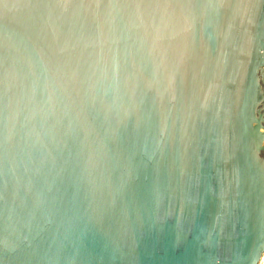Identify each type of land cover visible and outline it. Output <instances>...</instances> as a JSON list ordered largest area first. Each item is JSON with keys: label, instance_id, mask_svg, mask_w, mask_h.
<instances>
[{"label": "water", "instance_id": "obj_1", "mask_svg": "<svg viewBox=\"0 0 264 264\" xmlns=\"http://www.w3.org/2000/svg\"><path fill=\"white\" fill-rule=\"evenodd\" d=\"M264 0H0V264H257Z\"/></svg>", "mask_w": 264, "mask_h": 264}, {"label": "built area", "instance_id": "obj_2", "mask_svg": "<svg viewBox=\"0 0 264 264\" xmlns=\"http://www.w3.org/2000/svg\"><path fill=\"white\" fill-rule=\"evenodd\" d=\"M257 264H264V250H263V252H262Z\"/></svg>", "mask_w": 264, "mask_h": 264}]
</instances>
